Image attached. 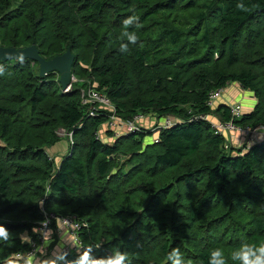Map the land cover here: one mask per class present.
<instances>
[{
    "label": "trees",
    "instance_id": "trees-1",
    "mask_svg": "<svg viewBox=\"0 0 264 264\" xmlns=\"http://www.w3.org/2000/svg\"><path fill=\"white\" fill-rule=\"evenodd\" d=\"M31 44L48 59L69 47L72 68L86 64L85 86L59 91L56 72L0 61V264L26 257L44 211L87 222L78 237L88 249L59 250L53 264L125 254L124 264H243L242 248L264 243V139L225 147L210 125L264 126V0H0V45ZM231 84L256 100L238 117L222 98L208 104ZM86 89L122 119L141 112L153 126L113 137L105 116L88 114ZM60 127L72 143L55 136ZM122 137L147 146L121 164ZM58 140L57 162L45 147Z\"/></svg>",
    "mask_w": 264,
    "mask_h": 264
},
{
    "label": "built area",
    "instance_id": "built-area-1",
    "mask_svg": "<svg viewBox=\"0 0 264 264\" xmlns=\"http://www.w3.org/2000/svg\"><path fill=\"white\" fill-rule=\"evenodd\" d=\"M71 84L64 90L71 91V85L74 83V76L71 75ZM223 91L221 89L216 90L215 92L211 93L209 95V102L208 104L212 105L215 101L219 100L220 95ZM81 96L83 97V103L88 105V103L93 104V106L88 111V114L90 116H97L103 115L105 116L103 125L106 129L112 130L113 137L120 136V129H123V132L127 134V132L131 133L134 132L140 128V124H145L148 122V117L150 115L144 114L141 112H138L136 115L133 116L132 119H122L119 117L116 113V109L114 104L111 102V100L102 92L97 90H81L80 92ZM103 104L104 107H100L97 103ZM229 106L231 108V113L234 117L240 116L242 109L241 106L237 103H229ZM95 106V107H94ZM100 112H99V111ZM202 119H205L206 116H202ZM208 118V117H207ZM166 123H170V119L165 120ZM146 125V124H145ZM211 130L216 135L224 134L226 136V144L225 147L228 146V143L233 144V137L231 134L233 133H239L242 135V137L245 139L243 141L245 145L251 143L253 138H255L261 131L264 129V126H256L254 128H245V127H237L232 122H225V121H210ZM148 126V125H147ZM56 135L58 138H64L67 137L69 143H72V132L67 131L64 128H58L56 130ZM100 135H103L100 133L96 134V137L99 139ZM158 138H154V141H157ZM45 219L38 222L35 227V238L30 237L27 240V243L30 245L31 250L28 252L26 257L21 256L19 254H15V258L21 259L20 264H25L24 261H26V258H32L39 255L40 245H42L50 231L54 230L59 234L63 232V230H66L68 234L71 236V243L64 245L60 249V253L64 255H68L70 251H77L79 249L87 250L88 246H85L81 243V240L78 237V233L81 228H84L87 226V222L84 221L82 218H79V215L76 213L71 215H62L57 214L53 212H46L44 211ZM40 248V249H39ZM81 249V250H82ZM42 252V251H40ZM41 264H53L52 261L43 260Z\"/></svg>",
    "mask_w": 264,
    "mask_h": 264
},
{
    "label": "rangeland",
    "instance_id": "rangeland-1",
    "mask_svg": "<svg viewBox=\"0 0 264 264\" xmlns=\"http://www.w3.org/2000/svg\"><path fill=\"white\" fill-rule=\"evenodd\" d=\"M19 1L20 0H13V5H17ZM84 66H86V64L83 63V62H81L80 60H78V64L75 66V68H72V72L74 73V76H75L73 78L74 79V83H72V84L75 86V88H80V87H84L85 86L83 84V82L81 81V77L83 76V74L81 72V68H84ZM51 76L55 77V85L57 87L59 86V91H60L61 90L60 89V85L56 83V80L59 77L58 74L57 73H54ZM84 78H86V77H82V79H84ZM73 85H71V89L73 88ZM61 91H64V90L62 89ZM219 98H222L223 100H226L229 103H237V104H239L241 106V109L242 110H245V109H248V108L250 109L256 103L255 97L250 92H248L246 90H243L241 87H239L236 84H231V85L227 86V88L223 90V92L221 93V95H220ZM97 104L100 107H104L103 104H101V103H97ZM210 120L217 122V120H215L214 118H211ZM145 124L148 125V126H150L149 128H151L153 126V122L151 120H148V122H146ZM56 130H54V134H56ZM157 135L158 134H155V136H154L155 139L157 138ZM55 136H57V135H55ZM231 136L233 137V143L236 144V145L237 144L241 145V143H243V141H245V139L239 133H236L235 132V133L231 134ZM110 139H112V138H110ZM153 139H151V140L150 139H145L144 141L145 142H148V143H145L144 141H142L139 144L135 143V140L132 139V138H130V137H122V138L118 139L116 142H117V145H118V148H119L118 151H119V153H121V154H119L120 156H119L118 159H119V161H121V164L122 163H125V161L130 156V155L129 156L128 155L127 156H124V154L125 155L126 154H130V151H133L134 148H136V147H139V148L141 147V149H144L147 146L145 144H149L151 141H153ZM263 139H264V129L261 131V133H259V135H257L255 138H253V140L251 141V143H249L247 145L249 146L252 143H255V142H258V141H262ZM64 140L65 141H68V138L67 137H64ZM58 141H56V142H58ZM56 142L53 145L54 147L56 146ZM53 146L45 147V149L49 153V157H53L57 161V160H59L58 159L59 158V154H57V152L59 150H54V147ZM64 148H66V144H64ZM55 149H59V147H57ZM55 151H56V153H55ZM127 167H128V165H125V169ZM181 188L183 190H185L184 187H181ZM46 193H47V188H46V186L44 184V186H43V197H42L41 201L44 200V197H45ZM170 199H171V202L170 203L172 204L173 201H174V197L171 196ZM51 212L55 213L54 211H51ZM64 215H67V214H64ZM79 218H81V217L79 216ZM52 246H54V244ZM58 252H59V250L54 253V256L51 259H49V261H52L53 262L54 260H56L58 258V256H59L58 255ZM36 261H38V260H36ZM42 262H43V259L40 260L37 263L36 262L35 263L33 262L31 264H41Z\"/></svg>",
    "mask_w": 264,
    "mask_h": 264
},
{
    "label": "water",
    "instance_id": "water-1",
    "mask_svg": "<svg viewBox=\"0 0 264 264\" xmlns=\"http://www.w3.org/2000/svg\"><path fill=\"white\" fill-rule=\"evenodd\" d=\"M25 59L38 64V72L42 77L50 72L58 73V80L61 89L65 90L71 84L72 66L75 55L71 52L69 47L62 54L55 55L48 59L40 54L35 44L21 48L5 47L0 45V61H22Z\"/></svg>",
    "mask_w": 264,
    "mask_h": 264
},
{
    "label": "clouds",
    "instance_id": "clouds-1",
    "mask_svg": "<svg viewBox=\"0 0 264 264\" xmlns=\"http://www.w3.org/2000/svg\"><path fill=\"white\" fill-rule=\"evenodd\" d=\"M135 17H128L124 20L125 26L133 23ZM0 236H5L6 233L3 229H0ZM220 253H215L214 255H219ZM240 259L243 264H264V243H261L259 247L252 245H246L242 248L239 253ZM171 258V257H170ZM128 259L127 255H119L117 259L110 262V264H124V261ZM175 264H181L180 260L175 261ZM217 264H223L222 261H218Z\"/></svg>",
    "mask_w": 264,
    "mask_h": 264
},
{
    "label": "crops",
    "instance_id": "crops-1",
    "mask_svg": "<svg viewBox=\"0 0 264 264\" xmlns=\"http://www.w3.org/2000/svg\"><path fill=\"white\" fill-rule=\"evenodd\" d=\"M246 110V109H245ZM54 147V146H53ZM59 147V149H55ZM64 149V143L63 141H58L56 143V146L54 147V150H63ZM62 152V151H61ZM56 153V151H55ZM48 243H46L47 248H44L42 250V252L39 251V255L36 257H32L28 259L29 263H37L40 260H47L49 261V259H51L54 256V253L58 250L61 249L63 244L69 243L70 239L68 236V233H57L56 231L54 232V230L50 231L49 235H48ZM54 244V246H52ZM38 260V261H36Z\"/></svg>",
    "mask_w": 264,
    "mask_h": 264
}]
</instances>
